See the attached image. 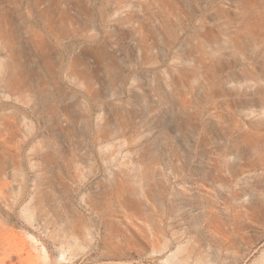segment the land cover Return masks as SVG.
<instances>
[{"label": "rangeland", "instance_id": "1", "mask_svg": "<svg viewBox=\"0 0 264 264\" xmlns=\"http://www.w3.org/2000/svg\"><path fill=\"white\" fill-rule=\"evenodd\" d=\"M0 264H264V0H0Z\"/></svg>", "mask_w": 264, "mask_h": 264}]
</instances>
